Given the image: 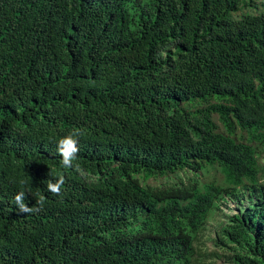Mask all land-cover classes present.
Masks as SVG:
<instances>
[{"label": "trees", "instance_id": "1", "mask_svg": "<svg viewBox=\"0 0 264 264\" xmlns=\"http://www.w3.org/2000/svg\"><path fill=\"white\" fill-rule=\"evenodd\" d=\"M263 161L264 0H0V264H264Z\"/></svg>", "mask_w": 264, "mask_h": 264}, {"label": "clouds", "instance_id": "2", "mask_svg": "<svg viewBox=\"0 0 264 264\" xmlns=\"http://www.w3.org/2000/svg\"><path fill=\"white\" fill-rule=\"evenodd\" d=\"M79 135H80V133L78 131H76V132L69 134L66 137L61 138L58 141L57 152H58L59 156L62 158L61 164L64 168L74 167L73 162L77 159V154L79 152V148L77 146V144H78L77 138L79 137ZM75 168H76V171L79 172L81 176L85 175L83 170L80 169L78 165H76ZM64 184H65V179L61 175L58 177V179H56L55 182L50 180L47 183V190L51 194H53L55 196H59V195H61V189H62V186ZM14 199H15V202L17 204L19 212L27 214V213H31L32 211H34V209L32 207H28L27 204L24 202L25 193L23 191L19 192L15 196ZM43 202H44V198H41V201H40L41 206H42ZM35 210L38 211L39 209H35Z\"/></svg>", "mask_w": 264, "mask_h": 264}, {"label": "rangeland", "instance_id": "3", "mask_svg": "<svg viewBox=\"0 0 264 264\" xmlns=\"http://www.w3.org/2000/svg\"><path fill=\"white\" fill-rule=\"evenodd\" d=\"M215 118V122L218 124V125H220L219 124V122H218V120H217V117L215 116L214 117ZM263 164H264V161H263ZM221 178V175L218 173V172H215V171H211L210 173H208V174H205V176H201L200 177V180L202 181V182H209V181H213V180H219ZM166 182H171V180H168V179H164V178H162V179H159L158 181H156V180H150L149 181V183L151 184V185H158V184H164V183H166ZM233 207V206H232ZM207 235H208V233H205L204 234V236H203V239H206L207 238ZM211 250V249H210ZM217 264H224L223 262H221V261H219Z\"/></svg>", "mask_w": 264, "mask_h": 264}]
</instances>
